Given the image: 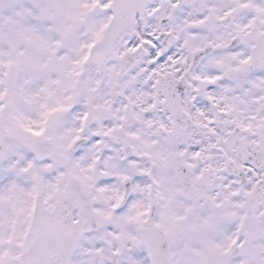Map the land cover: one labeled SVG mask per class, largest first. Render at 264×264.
Instances as JSON below:
<instances>
[{"label": "snow or ice", "instance_id": "snow-or-ice-1", "mask_svg": "<svg viewBox=\"0 0 264 264\" xmlns=\"http://www.w3.org/2000/svg\"><path fill=\"white\" fill-rule=\"evenodd\" d=\"M0 264H264V0H0Z\"/></svg>", "mask_w": 264, "mask_h": 264}]
</instances>
